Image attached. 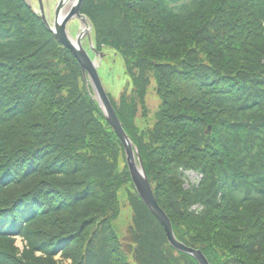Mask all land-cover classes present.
<instances>
[{"label": "trees", "instance_id": "1", "mask_svg": "<svg viewBox=\"0 0 264 264\" xmlns=\"http://www.w3.org/2000/svg\"><path fill=\"white\" fill-rule=\"evenodd\" d=\"M82 12L97 49L125 62L131 89L110 97L175 234L210 264H264V0H85ZM189 171L201 177L186 187ZM68 259L199 264L137 192L74 53L25 0H0V264Z\"/></svg>", "mask_w": 264, "mask_h": 264}, {"label": "water", "instance_id": "2", "mask_svg": "<svg viewBox=\"0 0 264 264\" xmlns=\"http://www.w3.org/2000/svg\"><path fill=\"white\" fill-rule=\"evenodd\" d=\"M39 7L34 8L40 15L49 30L52 31L55 38L63 43L69 50L74 52L78 63L81 65L85 83L88 88L91 86L96 95V99L102 108L104 116L107 117L112 127H114L117 136L121 139L124 149H126V160H128L129 171H131L132 180L136 186L142 199L149 206L152 214H155L163 225L168 240L172 246L186 254L194 256L199 264H210L208 257L203 250L194 246L186 245L177 235H175L174 227L170 216L161 207L157 201L155 192L153 191L151 182L149 181L147 170H145L144 160L140 149L135 145L132 137H130L122 125V121L118 116L114 105L107 94L104 84L98 73L100 62L91 58L89 52L84 46L85 37L93 46L92 21L82 13V4L84 0H58L54 6V17L51 20L49 2L38 0ZM27 2L33 6L32 0ZM47 7V9H46ZM77 19L80 23L79 32L74 37L68 29L69 22ZM103 56V54H101ZM212 127L209 126L207 132H211Z\"/></svg>", "mask_w": 264, "mask_h": 264}, {"label": "rangeland", "instance_id": "3", "mask_svg": "<svg viewBox=\"0 0 264 264\" xmlns=\"http://www.w3.org/2000/svg\"><path fill=\"white\" fill-rule=\"evenodd\" d=\"M70 30H72L73 34L75 35L78 30V23H75L74 25H70ZM107 55L103 57L102 64L99 68V73L101 74L103 84H105L108 92L115 98L119 99L121 93L125 90L127 85H129V90L131 89L132 83L130 82V78L127 75V72H125V62L123 61L122 57L115 51L110 50L108 48H104ZM92 52V51H91ZM94 56V55H93ZM147 104L150 108V115L151 118L154 119L155 112L159 108V98L157 97L154 90L151 88L149 91V96L147 99ZM200 175L196 172L189 171L186 173V187H189L197 181L200 180ZM122 213L121 217H119L116 221H114L115 229L120 237H123L126 233V230L128 228L127 225H129L132 215L130 210V205L127 201L122 200ZM124 239V238H123ZM16 246L18 247L19 255H22L24 253V249L26 247V241L24 240H18L15 241ZM62 255L58 254L56 257V260L61 261ZM66 264L71 263V260H66Z\"/></svg>", "mask_w": 264, "mask_h": 264}, {"label": "bare ground", "instance_id": "4", "mask_svg": "<svg viewBox=\"0 0 264 264\" xmlns=\"http://www.w3.org/2000/svg\"><path fill=\"white\" fill-rule=\"evenodd\" d=\"M90 19V18H89ZM156 216V215H155ZM158 219V218H157ZM158 221H159V219H158ZM160 222V221H159ZM161 224V223H160Z\"/></svg>", "mask_w": 264, "mask_h": 264}]
</instances>
